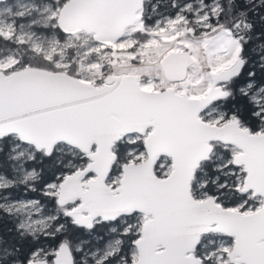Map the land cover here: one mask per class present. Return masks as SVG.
Here are the masks:
<instances>
[{
	"label": "snow or ice",
	"instance_id": "1",
	"mask_svg": "<svg viewBox=\"0 0 264 264\" xmlns=\"http://www.w3.org/2000/svg\"><path fill=\"white\" fill-rule=\"evenodd\" d=\"M0 264H264V0H0Z\"/></svg>",
	"mask_w": 264,
	"mask_h": 264
}]
</instances>
